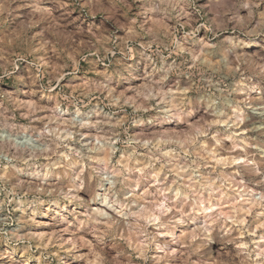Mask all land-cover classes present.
Returning <instances> with one entry per match:
<instances>
[{"label": "rangeland", "instance_id": "obj_1", "mask_svg": "<svg viewBox=\"0 0 264 264\" xmlns=\"http://www.w3.org/2000/svg\"><path fill=\"white\" fill-rule=\"evenodd\" d=\"M24 262L264 264V0H0Z\"/></svg>", "mask_w": 264, "mask_h": 264}, {"label": "bare ground", "instance_id": "obj_2", "mask_svg": "<svg viewBox=\"0 0 264 264\" xmlns=\"http://www.w3.org/2000/svg\"><path fill=\"white\" fill-rule=\"evenodd\" d=\"M246 156V155H245ZM243 157H244V155H243ZM246 161V160H245ZM89 185V182H86V186H88ZM25 263V262H24ZM26 264V263H25Z\"/></svg>", "mask_w": 264, "mask_h": 264}]
</instances>
